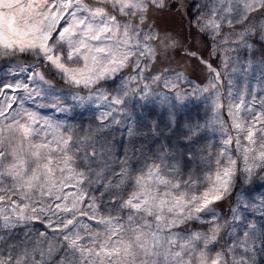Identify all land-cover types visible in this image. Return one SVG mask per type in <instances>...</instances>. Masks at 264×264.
Segmentation results:
<instances>
[{"label":"snow or ice","instance_id":"snow-or-ice-1","mask_svg":"<svg viewBox=\"0 0 264 264\" xmlns=\"http://www.w3.org/2000/svg\"><path fill=\"white\" fill-rule=\"evenodd\" d=\"M0 264H264V0H0Z\"/></svg>","mask_w":264,"mask_h":264}]
</instances>
